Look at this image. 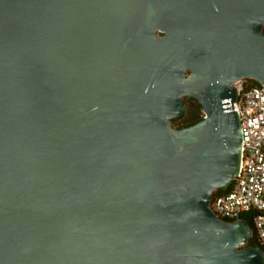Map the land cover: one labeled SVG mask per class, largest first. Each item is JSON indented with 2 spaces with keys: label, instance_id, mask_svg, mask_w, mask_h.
I'll list each match as a JSON object with an SVG mask.
<instances>
[{
  "label": "water",
  "instance_id": "obj_1",
  "mask_svg": "<svg viewBox=\"0 0 264 264\" xmlns=\"http://www.w3.org/2000/svg\"><path fill=\"white\" fill-rule=\"evenodd\" d=\"M263 28L264 0H0V264H264L212 208Z\"/></svg>",
  "mask_w": 264,
  "mask_h": 264
},
{
  "label": "built area",
  "instance_id": "obj_2",
  "mask_svg": "<svg viewBox=\"0 0 264 264\" xmlns=\"http://www.w3.org/2000/svg\"><path fill=\"white\" fill-rule=\"evenodd\" d=\"M250 78L235 81L242 132L241 162L232 187L215 196L212 208L223 219L251 215L255 234L264 250V86L250 83Z\"/></svg>",
  "mask_w": 264,
  "mask_h": 264
},
{
  "label": "trees",
  "instance_id": "obj_3",
  "mask_svg": "<svg viewBox=\"0 0 264 264\" xmlns=\"http://www.w3.org/2000/svg\"><path fill=\"white\" fill-rule=\"evenodd\" d=\"M263 32H264V28H263ZM250 83L253 84H260L258 81L254 80V79H250L249 80ZM204 117V113H203V108H202V104L199 100L194 99L193 101L190 102V104L188 105L185 115L181 116V117H174L170 120L171 125L175 128V129H182L184 127H188L191 126L197 122H199L200 120H202ZM232 187V183L229 185L228 188H217L214 190L213 192V198L221 193L226 192L227 190H229ZM246 224L250 225L253 229V234L250 237L248 243L251 245H256V246H262L260 240L258 239V237L255 234V228H254V223L252 221L251 215L249 214H244L240 217ZM227 221H234L235 219H226Z\"/></svg>",
  "mask_w": 264,
  "mask_h": 264
},
{
  "label": "flooded vegetation",
  "instance_id": "obj_4",
  "mask_svg": "<svg viewBox=\"0 0 264 264\" xmlns=\"http://www.w3.org/2000/svg\"><path fill=\"white\" fill-rule=\"evenodd\" d=\"M164 35V33H161V32H158L157 33V36L158 37H161V36H163ZM189 73H187V75H188ZM194 99H197V98H195V97H193V96H190V95H185L184 97H183V100L185 101V108L183 109V113L180 115V116H177V117H181V116H183V115H185V112H186V109H187V107H188V105L190 104V102L191 101H193ZM197 100H199V99H197ZM200 101V100H199ZM174 118V117H173Z\"/></svg>",
  "mask_w": 264,
  "mask_h": 264
},
{
  "label": "clouds",
  "instance_id": "obj_5",
  "mask_svg": "<svg viewBox=\"0 0 264 264\" xmlns=\"http://www.w3.org/2000/svg\"><path fill=\"white\" fill-rule=\"evenodd\" d=\"M219 7H214V11H217V12H219ZM95 110V109H94Z\"/></svg>",
  "mask_w": 264,
  "mask_h": 264
}]
</instances>
